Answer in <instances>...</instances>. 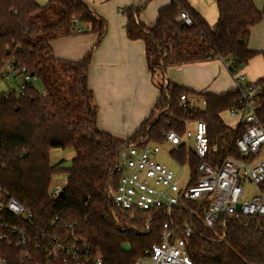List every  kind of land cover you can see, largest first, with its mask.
Listing matches in <instances>:
<instances>
[{
  "label": "trees",
  "instance_id": "obj_1",
  "mask_svg": "<svg viewBox=\"0 0 264 264\" xmlns=\"http://www.w3.org/2000/svg\"><path fill=\"white\" fill-rule=\"evenodd\" d=\"M144 6L126 9V33L130 40L144 42L148 67L164 73L168 67L198 64L220 58L245 67L264 52L249 49L252 29L264 18L254 0H217L218 21L211 27L186 0H173L159 11L154 26L138 21ZM182 11L194 21L179 20ZM88 27L97 34L95 46L78 61L55 57L52 43L70 38ZM107 23L82 0H0V80L7 63L26 68L40 79L43 97L33 85L19 97L12 91L0 101V187L32 211L35 224L45 226L56 214L79 225L94 257L103 264H135L144 250L159 243L162 226L182 224L189 214L176 210L166 214L135 215L114 209L110 197L117 183L115 168L120 152L129 146L149 142L163 144V131L183 135L189 123L203 121L210 146H216L214 163L222 157L239 159L236 141L243 125L230 127L222 115L234 106L240 92L221 95L197 93L171 82L161 85V96L151 117L136 133L120 139L98 128V112L88 84L93 53L106 35ZM258 97V117L264 124V78ZM183 95H200L207 102L203 110H183ZM54 150L72 152L71 166L52 164ZM180 166L188 165V186L197 185L199 161L186 147L171 152ZM68 177L63 193L53 198V177ZM195 206V205H194ZM149 223V231L147 228ZM196 235L187 240L193 264H264V217L245 222L229 220L214 230L195 223ZM225 231V237H223ZM15 249L0 243V257L9 259Z\"/></svg>",
  "mask_w": 264,
  "mask_h": 264
},
{
  "label": "built area",
  "instance_id": "obj_2",
  "mask_svg": "<svg viewBox=\"0 0 264 264\" xmlns=\"http://www.w3.org/2000/svg\"><path fill=\"white\" fill-rule=\"evenodd\" d=\"M118 15L125 17L126 9H120ZM179 20L187 26L194 24L185 11L180 13ZM222 61L240 92L234 106L227 111L230 119L243 125V133L236 141L239 159L227 156L214 163L212 157L217 147L210 146L208 128L203 121L194 122V130L188 127L183 135L163 131V144L129 146L119 154L115 168L117 183L110 194L114 209L131 218L148 212H163L171 218L176 210L189 214L188 221L182 224L174 221L163 224L159 243L146 248L135 264H193L187 240L196 235L195 223L214 230L218 226L225 228L229 220L246 223L264 217V124L258 117V97L263 86L251 81L243 67L235 68L233 60ZM1 78L0 82L12 80L15 87L0 89V101L7 99L12 91L23 96L31 85L43 97L47 96L40 79L14 63L5 65ZM179 105L183 110L195 111L205 109L207 102L200 95H183ZM182 146L199 161V180L192 187L181 188L176 174L155 159L164 147L171 156V152ZM249 184L257 187L256 194L247 192ZM62 193L63 189L57 186L51 196L57 198ZM249 195L251 198L246 199ZM63 216V212L56 214L43 227L35 224L32 211L0 187V243L15 249L10 260L0 257V264H103L101 257L92 254L79 225L63 220Z\"/></svg>",
  "mask_w": 264,
  "mask_h": 264
},
{
  "label": "crops",
  "instance_id": "obj_3",
  "mask_svg": "<svg viewBox=\"0 0 264 264\" xmlns=\"http://www.w3.org/2000/svg\"><path fill=\"white\" fill-rule=\"evenodd\" d=\"M82 1L108 25L105 37L93 53L88 71V84L97 106V125L101 131L120 139L134 135L151 117L164 82L193 92L216 95L235 89L234 78L220 58L198 64L171 66L164 73L150 71L144 42L127 37L126 16L119 17L118 12L120 9L144 6L138 13V21L151 27L155 25L159 11L173 0ZM186 1L211 27L216 25L217 0ZM254 2L258 10L264 11V0ZM97 39V34L83 27L82 32L73 37L54 41L52 50L58 59L78 62L92 50ZM248 46L250 50L264 52V18L252 29ZM243 71L253 82L263 79L264 58L256 56Z\"/></svg>",
  "mask_w": 264,
  "mask_h": 264
},
{
  "label": "rangeland",
  "instance_id": "obj_4",
  "mask_svg": "<svg viewBox=\"0 0 264 264\" xmlns=\"http://www.w3.org/2000/svg\"><path fill=\"white\" fill-rule=\"evenodd\" d=\"M49 3V0H39L40 6H45ZM161 74V73H159ZM161 77V76H160ZM8 83V84H7ZM9 86L15 87L13 81L9 82H0V89L6 90ZM223 120L229 125V126H236V120H231L227 113L222 115ZM194 123L191 122L189 125V128L191 130H194ZM170 150L167 147L162 148L161 152L156 155L155 159L164 165L168 166L179 178L180 181V187L185 188L187 187L190 179V169L188 165L185 166H180L177 164L172 157L170 156ZM52 164H56L57 161H64L63 167L69 168L71 166V160L73 158V153L72 152H65V151H59V150H54L52 152ZM67 175L65 173L58 172L54 177H53V184L51 188V192L55 190L57 186H60L62 189H64L67 185ZM246 190L249 192V194H256L257 193V187L254 185H246ZM251 198V195L246 197V199Z\"/></svg>",
  "mask_w": 264,
  "mask_h": 264
}]
</instances>
